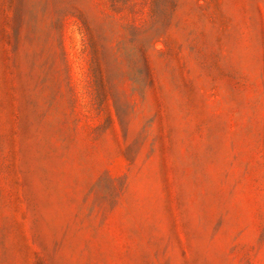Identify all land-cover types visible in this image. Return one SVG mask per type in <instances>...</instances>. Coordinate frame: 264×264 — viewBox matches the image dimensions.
Masks as SVG:
<instances>
[{"label": "rangeland", "instance_id": "obj_1", "mask_svg": "<svg viewBox=\"0 0 264 264\" xmlns=\"http://www.w3.org/2000/svg\"><path fill=\"white\" fill-rule=\"evenodd\" d=\"M0 264H264V0H0Z\"/></svg>", "mask_w": 264, "mask_h": 264}]
</instances>
